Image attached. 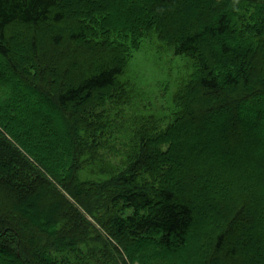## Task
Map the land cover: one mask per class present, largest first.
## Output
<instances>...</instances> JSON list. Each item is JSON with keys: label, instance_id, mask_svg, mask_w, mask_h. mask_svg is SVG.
<instances>
[{"label": "trees", "instance_id": "16d2710c", "mask_svg": "<svg viewBox=\"0 0 264 264\" xmlns=\"http://www.w3.org/2000/svg\"><path fill=\"white\" fill-rule=\"evenodd\" d=\"M126 1L0 0V264H264V0Z\"/></svg>", "mask_w": 264, "mask_h": 264}, {"label": "rangeland", "instance_id": "374dc122", "mask_svg": "<svg viewBox=\"0 0 264 264\" xmlns=\"http://www.w3.org/2000/svg\"><path fill=\"white\" fill-rule=\"evenodd\" d=\"M125 3H127V1L126 0H123V2H122V6H124L125 5ZM138 4H139V7H144V5L139 1L138 2ZM141 4V5H140ZM98 5H99V3L98 2H96V7L95 8H97L98 9ZM129 9L130 8H128L126 11H129ZM131 11V10H130ZM143 14L146 16L147 14L145 13V11H144V9H143ZM157 44H158V50L159 51H161V50H163V51H165V48L161 45V43H159V42H157ZM146 49H148V48H146ZM153 53H155V52H153ZM152 58H153V55L151 54V53H145L144 52V50L143 51H140V52H138V53H136V55L134 56V58H133V60L130 62V64H129V66H130V68L132 69V73H133V75L136 77V79L137 80H158V81H160V80H166V79H162V77H161V75H162V72H163V74L168 70V66H165V67H161V68H159V67H157V66H155V64H154V62H153V60H152ZM176 61L175 62H177V63H179L178 61V59H175ZM180 64V63H179ZM0 74L4 77V79L5 80H10V78H9V75L7 74V71H6V68H5V66H4V64L3 63H1V67H0ZM158 71V72H157ZM155 72V73H154ZM174 74V73H173ZM12 79V78H11ZM144 89L145 90H150V88H145L144 87ZM155 104V103H154ZM131 105V104H130ZM140 105H142L141 103H140ZM135 106V108H133V111H132V113L134 112V109L136 110H141L142 109V107L141 106H139L138 104L137 105H134ZM46 108V107H45ZM120 109V108H119ZM119 111V110H118ZM247 113V112H246ZM245 115V113H241V115L240 116H244ZM124 121H122V123H123ZM216 122L215 121H213V124H215ZM223 123L224 122H222V121H218L216 124H215V127H218V126H221V125H223ZM264 123L263 122H261V123H259V128H258V132H262L263 130V128H264ZM36 129V128H35ZM241 129H242V132H244V133H246V134H249L250 133V136L249 137H247V139L246 140H243V142L244 143H248L249 145H250V148L252 149V145L251 144H253L254 143V140L252 139V138H254V137H251V132H252V128H250L247 124H242V126H241ZM225 131H223L222 133H224ZM126 133H128V132H126ZM206 132H203V131H201V139H199V142H200V145H202L201 146V148L203 149V150H205V149H207V147L208 146H210V147H214V150H217V151H219V145H218V143H217V139L218 140H221L223 137H225V135L224 134H222L221 133V135H219L218 136V134H214V133H210V134H205ZM205 134V135H204ZM218 137V138H217ZM39 139L41 138V136L39 135V137H38ZM39 139H37V140H39ZM255 139V138H254ZM213 140H215V141H213ZM258 140V139H257ZM260 141V140H259ZM258 141V142H259ZM257 142V143H258ZM260 146H262V151L264 150V142H259L258 143ZM233 148V147H232ZM208 149H209V147H208ZM234 149H236V146L234 147ZM262 155V154H261ZM239 156V155H238ZM239 158V157H238ZM241 158V157H240ZM252 174V173H251ZM122 264H123V262H122Z\"/></svg>", "mask_w": 264, "mask_h": 264}]
</instances>
